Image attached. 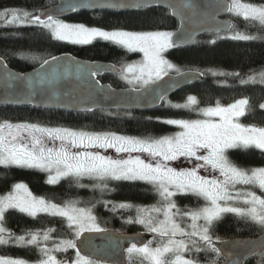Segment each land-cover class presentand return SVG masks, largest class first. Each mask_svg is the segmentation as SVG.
Returning a JSON list of instances; mask_svg holds the SVG:
<instances>
[{"label":"snow or ice","instance_id":"obj_1","mask_svg":"<svg viewBox=\"0 0 264 264\" xmlns=\"http://www.w3.org/2000/svg\"><path fill=\"white\" fill-rule=\"evenodd\" d=\"M164 3L165 0H134L131 4L108 6L140 8ZM166 6L172 8L173 14L181 16L182 25L189 19L183 13H177L175 6ZM181 7L192 10L195 6L190 0H184ZM218 7L264 29V4L224 0ZM0 22L3 26H35L46 31L56 41L88 45L101 40L129 52L143 53L141 61L122 64L119 68L115 65H82L73 62L77 63L79 77H95L102 69L118 72L132 91L139 94L137 99L148 103L166 99L167 90L161 84L191 82L206 74L196 68L182 69L166 58L168 50L194 42L195 34L184 30H104L67 23L49 14L48 10L40 9L0 10ZM235 28L233 23L224 25V30L230 33L228 38L243 41L264 39L234 30ZM211 43H215V40ZM31 59L38 57L32 56ZM61 59L64 58L50 56L43 59L34 77L8 72L5 80L9 84L26 82L30 90L41 86V91H46L42 86H53L57 78L49 74L47 68ZM0 65L6 68L3 57H0ZM208 71L214 76L236 78L241 85L264 84V70L251 74ZM32 94L34 92L29 93V102ZM49 99L58 100V94L53 92ZM169 104L174 108L195 112L201 118L163 119L162 123L178 126L181 131L159 137L152 134L130 136L113 131L98 132L47 127L29 122L0 121V166L47 172L46 182L49 184H57L61 179L69 178L79 187H88L80 183L88 178L93 181L91 187L101 192L114 191L109 188V181L143 182L150 185L159 197L156 205L97 201L103 203L105 208L111 205L109 210L112 212L118 209H135V217L129 216L125 223L142 225L147 232L153 234L152 240L146 243L132 242L125 249L130 264L134 257L140 259V264H200L196 258L199 253L213 255L215 259L209 264H218L221 255L225 254L217 247L219 237H213L212 229L215 222L225 214H234L264 230V167L242 168L227 155L231 149L254 148L264 151V126L239 122L241 117L253 110L248 97L236 99L227 105L217 100L214 105L200 107L198 97L190 94L182 104ZM259 108L264 109V103H260ZM109 149L117 154L115 158L104 154ZM181 158L193 166L181 169L170 166L171 162ZM201 170H207L209 175H201ZM255 189L261 194L258 195ZM178 193L191 194L202 199L204 204L196 209L181 211L172 199ZM79 203L71 200L57 204L43 197H36L25 183H15L10 192L0 195V246L32 247L40 255L36 264H102L91 255L84 254L77 242L81 241L86 246L91 242V236L81 240L85 233H106L108 230L98 223L93 213L94 204L91 207H79ZM9 210H17L32 218L39 214L59 217L66 223L71 238H54L52 233L55 229L52 228L26 229L23 230V235H17L5 226ZM160 216L163 218L160 219ZM185 218L191 223L182 226L181 221ZM119 238H123L122 234ZM240 243L234 242L235 245ZM69 249L75 250L73 259H58L57 253H66ZM231 256V251L225 255L227 264H243L247 258L241 254L237 259H228ZM261 257L264 258V253H261ZM0 264L29 262L21 258L0 256Z\"/></svg>","mask_w":264,"mask_h":264},{"label":"trees","instance_id":"obj_2","mask_svg":"<svg viewBox=\"0 0 264 264\" xmlns=\"http://www.w3.org/2000/svg\"><path fill=\"white\" fill-rule=\"evenodd\" d=\"M57 2L58 0H0V10L9 8L28 11L42 10ZM243 2L264 4V0H243ZM233 19L236 26L234 30L264 37V29H261L257 24H249L243 18L234 17ZM66 20L104 30L174 32L178 28V21L171 16L170 12L158 7L126 12L80 11L75 12ZM213 40L215 43H211ZM61 54H73L82 59L110 62L117 66L141 59L138 52H129L109 42L96 40L88 45L71 44L56 41L46 31H41L35 26H3L0 22V57H3L13 69L25 73L39 66L43 59ZM32 56H36L38 59H31ZM165 56L182 69L196 68L206 74L202 80L167 98L158 108L147 111L96 110L80 113L40 109L32 106L0 105V121L29 122L47 127H69L98 132L113 131L130 136L152 134L159 137L181 131L178 126L162 123L163 119L201 118L195 112L174 108L169 104V102L182 104L191 94L198 97L200 107L214 105L217 100L225 105L236 99L248 97L253 110L245 117L240 118L241 123L264 126V109L259 108V104L264 103V84L241 85L236 78L214 76L208 71L251 74L264 70V39L243 41L230 39L222 33L218 35L206 34L200 37L193 46L170 49L165 53ZM100 79L103 83H110L116 88L127 87L119 77L105 75ZM227 155L231 161L242 168L264 167V151L258 149H231L228 150ZM47 176L46 172L37 169L0 166V195L10 192L15 183L23 182L35 195L57 204L71 200L94 204L98 220L101 223L107 220L102 223L104 228L121 232H139L144 228L136 223H125L129 216L135 217V209H118L116 212H112L109 210L111 205L105 208L103 203H97V201L156 205L159 200L151 186L143 182L110 181L109 188L114 191L96 195L99 190H94L91 187L93 183L91 180H81L80 183L88 185V187H79L74 180L69 178L61 179L57 184H49L46 182ZM90 194L96 196L93 201L90 200ZM174 202L182 211L196 209L204 204L202 199L191 194L176 195ZM5 219V226L17 235H23V230L26 229L52 228L55 229L52 233L54 238H71L66 223L59 217L39 214L32 218L17 210H9ZM263 232L264 230L259 226L246 222L234 214H225L215 222L212 229V235L214 238L219 237L218 241L236 237H257ZM261 253H264V250ZM261 253L248 260L247 264H264ZM56 255L58 259L71 260L75 257V250L69 249L66 253H57ZM0 256L21 258L26 261H37L40 258L34 248L17 245L0 246ZM196 258L200 264H209L212 259H215L213 255L205 253L196 254ZM222 261L221 256L218 263ZM136 264H140V260H137Z\"/></svg>","mask_w":264,"mask_h":264},{"label":"water","instance_id":"obj_3","mask_svg":"<svg viewBox=\"0 0 264 264\" xmlns=\"http://www.w3.org/2000/svg\"><path fill=\"white\" fill-rule=\"evenodd\" d=\"M134 0H58V2L43 10H48L49 14L54 15L58 19H68L75 12L80 11H110V12H126L137 11L144 8L158 7L170 12L171 16L178 21V30H184L189 33H194V42L183 44L180 47L193 46L197 40L206 34H221L228 33L224 30V25L228 23L235 24V20L230 18L227 11L220 9L218 6L224 0H190L195 6L194 9L188 10L181 7L184 0H165L164 4H152L148 7H109L110 4H131ZM171 4L175 6L177 13H183L189 17L188 20L181 23V16L173 14L172 8L166 6ZM217 29H220L217 31ZM62 57L57 63L52 64L47 68L51 75H55L56 81L53 86H42L46 91H41V86L30 90L26 82H13L9 84L5 80V74L10 72L20 74L3 59L6 68L0 65V105L5 106H32L34 108L48 110H62L71 112H89L96 110H115V111H147L160 107L164 101L180 92L182 89L200 81L204 78L200 77L191 82L181 81L179 84L170 85L168 83L161 84L165 88L166 99L163 101H153L148 103L143 99H137L138 93L132 91L131 87L116 88L110 83H103L101 77L107 74L120 75L116 71L101 70L95 77L85 76L79 77L77 73V63L82 65H115L110 62L92 61L79 58L73 54L56 55ZM75 61V62H73ZM40 66V65H39ZM39 66L25 72L28 77H34L39 71ZM117 68L120 66L115 65ZM174 75V74H173ZM167 80V78H165ZM155 87V86H152ZM31 102H29V93ZM58 94V100H50L52 93ZM90 109V110H85ZM121 234L123 238L121 237ZM91 236V242L85 244L78 241V246L83 249L84 254L91 255L94 259L102 262V264H128V255L125 249L130 246V243H146L153 239V234L145 232H121L118 230H108L106 233H85L84 238ZM228 242V243H224ZM234 242H241L235 245ZM217 247L222 249L226 255L229 251L233 252V256L228 259H237L239 255H246L247 258L243 264H247L248 260L257 256L264 250V232L257 237H236L224 241H217ZM225 255H221L223 261L218 264H227Z\"/></svg>","mask_w":264,"mask_h":264},{"label":"rangeland","instance_id":"obj_4","mask_svg":"<svg viewBox=\"0 0 264 264\" xmlns=\"http://www.w3.org/2000/svg\"><path fill=\"white\" fill-rule=\"evenodd\" d=\"M230 18H234V16L232 15V14H230ZM60 20H62V21H64V22H67V23H73V24H80V23H75V22H71V21H67L66 19H60ZM86 26V25H85ZM175 32V31H174ZM222 34H225L226 36H228L229 37V35H230V33L228 32V33H222ZM138 52V51H137ZM140 55H141V59L140 60H138V61H134V62H139V61H141L142 59H143V53H141V52H138ZM122 79V78H121ZM122 81L127 85V87H131L124 79H122ZM232 103V102H231ZM225 105H227V104H225ZM239 122L241 123V121L239 120ZM103 151V150H102ZM104 154H106V155H111V156H113L114 158L116 157V153L114 152V150H112V149H109V150H107V152H105ZM121 155H124V154H121ZM170 166H172V167H175V168H177V169H181V168H189V167H192L193 165H192V163H190V162H188V161H185L183 158H181V159H179V160H177V161H173V162H171V164H170ZM47 173V172H46ZM48 174V173H47ZM201 175H205V176H207V175H209V172L207 171V170H201ZM217 176L219 175L218 173L216 174ZM84 179H88V178H84ZM88 180H90V179H88ZM110 182V181H109ZM28 186V185H27ZM28 188H29V186H28ZM29 190L31 191V189L29 188ZM256 191H257V194L259 195V194H261L260 193V191L258 190V189H255ZM107 192V191H106ZM31 193L33 194V195H35L32 191H31ZM7 194V193H6ZM102 194V192L101 191H99L98 193H96V195H101ZM5 195V194H4ZM177 195H182V194H177ZM36 197H40V196H38V195H35ZM90 200L91 201H93L95 198H96V196H95V194H90ZM174 198H175V196L172 198L173 200H174ZM47 200V199H46ZM49 201V200H48ZM63 204V203H62ZM79 207H91L92 205L91 204H86V203H79V205H78ZM192 210V209H191ZM182 211V210H181ZM93 213H94V215L96 216V214H95V210H94V208H93ZM97 217V216H96ZM163 217L162 216H160V219H162ZM98 219V218H97ZM107 220H105L104 222H102V223H105ZM98 223L101 225V227H103L104 228V226H103V224L98 220ZM191 223V221L190 220H188L187 218H185L184 220H182L181 221V224H182V226H186L187 224H190ZM200 223H203L202 221H200ZM105 229H107V228H105ZM108 230V229H107ZM140 232H145V233H149V232H147L146 230H145V228H142V230L140 231ZM152 234V233H151ZM153 246H155V245H153ZM137 260H140L139 258H133V260L131 261V264H133V262H134V264H136V261ZM29 262V264H36V261H28ZM128 264H130L129 263V258H128Z\"/></svg>","mask_w":264,"mask_h":264},{"label":"flooded vegetation","instance_id":"obj_5","mask_svg":"<svg viewBox=\"0 0 264 264\" xmlns=\"http://www.w3.org/2000/svg\"><path fill=\"white\" fill-rule=\"evenodd\" d=\"M107 75H110V76H113V77H119V78H121V75H116V74H107Z\"/></svg>","mask_w":264,"mask_h":264}]
</instances>
